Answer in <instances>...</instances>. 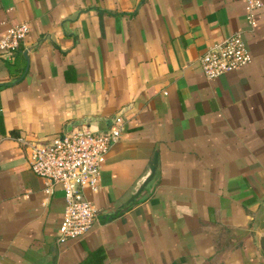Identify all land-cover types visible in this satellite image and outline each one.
Here are the masks:
<instances>
[{
	"label": "crops",
	"instance_id": "crops-1",
	"mask_svg": "<svg viewBox=\"0 0 264 264\" xmlns=\"http://www.w3.org/2000/svg\"><path fill=\"white\" fill-rule=\"evenodd\" d=\"M244 0H0V36L30 32L0 55V264H264V7ZM241 33L247 67L207 79V48ZM120 115L83 238L57 244L60 190L30 170L28 147ZM148 179L133 194L136 183ZM132 193V194H131ZM109 213V214H108Z\"/></svg>",
	"mask_w": 264,
	"mask_h": 264
},
{
	"label": "built area",
	"instance_id": "built-area-1",
	"mask_svg": "<svg viewBox=\"0 0 264 264\" xmlns=\"http://www.w3.org/2000/svg\"><path fill=\"white\" fill-rule=\"evenodd\" d=\"M244 6L246 23L253 28L264 0H244ZM29 32L26 22L10 27L0 36V55L10 59ZM199 62L204 76L212 80L247 67L252 55L243 35L236 33L221 44L207 48ZM124 132V120L117 115L105 132L93 131L90 126H73L44 144L18 140L28 147L30 170L47 183L44 193L52 195L56 190L63 193L65 209L57 231V244L83 238L96 222L98 211L87 193H97L111 146Z\"/></svg>",
	"mask_w": 264,
	"mask_h": 264
},
{
	"label": "water",
	"instance_id": "water-1",
	"mask_svg": "<svg viewBox=\"0 0 264 264\" xmlns=\"http://www.w3.org/2000/svg\"><path fill=\"white\" fill-rule=\"evenodd\" d=\"M99 120L100 119H98V118H85V119L78 121V122L69 123L66 126V130L70 131V129L73 126H90L91 124L99 122ZM147 179H148V176L144 175V177H142L136 183V185L134 186V188L132 190L133 194H135L140 189L141 185L144 184ZM259 248H260V251L262 252V254L264 255V227H263L262 232H261L260 237H259ZM56 258H57V250H56V247L54 246L52 248V251H51V257L48 259V264H56Z\"/></svg>",
	"mask_w": 264,
	"mask_h": 264
},
{
	"label": "trees",
	"instance_id": "trees-1",
	"mask_svg": "<svg viewBox=\"0 0 264 264\" xmlns=\"http://www.w3.org/2000/svg\"><path fill=\"white\" fill-rule=\"evenodd\" d=\"M78 264H106L105 254L101 249L90 251Z\"/></svg>",
	"mask_w": 264,
	"mask_h": 264
}]
</instances>
